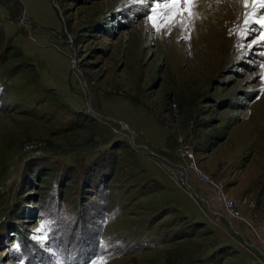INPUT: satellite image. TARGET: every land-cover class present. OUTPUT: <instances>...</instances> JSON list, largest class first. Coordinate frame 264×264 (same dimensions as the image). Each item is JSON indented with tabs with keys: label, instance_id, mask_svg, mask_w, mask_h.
<instances>
[{
	"label": "rangeland",
	"instance_id": "374dc122",
	"mask_svg": "<svg viewBox=\"0 0 264 264\" xmlns=\"http://www.w3.org/2000/svg\"><path fill=\"white\" fill-rule=\"evenodd\" d=\"M262 14L0 0V264H263Z\"/></svg>",
	"mask_w": 264,
	"mask_h": 264
},
{
	"label": "built area",
	"instance_id": "2783aa9c",
	"mask_svg": "<svg viewBox=\"0 0 264 264\" xmlns=\"http://www.w3.org/2000/svg\"><path fill=\"white\" fill-rule=\"evenodd\" d=\"M181 153H182V156L184 158H186L190 161V169L196 171V176L198 177V179H200L204 182H208V183H210V181H211L213 186H215L217 188V190H218V203L223 207V209L226 211L227 215L230 218H239L241 216V211H240V206H239L238 200L231 198L228 195L224 194L222 189H218L219 188L218 184L213 183V181L210 179L209 175L198 167L196 159L194 157V153L191 149H189L187 146H184L181 149ZM182 176L185 177V174L183 173ZM186 181L189 182L187 176H186Z\"/></svg>",
	"mask_w": 264,
	"mask_h": 264
},
{
	"label": "snow or ice",
	"instance_id": "6c2138e0",
	"mask_svg": "<svg viewBox=\"0 0 264 264\" xmlns=\"http://www.w3.org/2000/svg\"><path fill=\"white\" fill-rule=\"evenodd\" d=\"M191 0H183V3L188 4ZM245 7L248 6V0H243ZM181 0H153V4H155L156 8H160L162 5L165 7L171 6L172 4H179ZM253 4H258L260 7H264V0H253ZM183 11V10H181ZM153 15H157L155 9H153ZM150 23H155L150 16ZM166 22H168L166 20ZM257 24L264 26V14L260 16L259 19L255 20ZM245 23H248V19L246 17ZM255 31V30H253ZM261 39H264V31L261 32ZM45 225H41L37 231H42ZM90 264H106V261L103 257H99L97 260L91 261Z\"/></svg>",
	"mask_w": 264,
	"mask_h": 264
},
{
	"label": "water",
	"instance_id": "95a60500",
	"mask_svg": "<svg viewBox=\"0 0 264 264\" xmlns=\"http://www.w3.org/2000/svg\"><path fill=\"white\" fill-rule=\"evenodd\" d=\"M139 147H140V146H139ZM168 161H169V160H168ZM169 162H170L171 164H173L174 166H177V167L182 168L177 162H173V161H169ZM184 169H185V168H184ZM185 172L187 173L186 170H185ZM186 176H187V174H186ZM187 177H188V176H187ZM187 185L191 188L193 194H194L197 198H199L201 201L207 203V204L210 206L209 201H208L207 199L203 198V197L199 194V191H198L195 187L190 186V184H189L188 181H187Z\"/></svg>",
	"mask_w": 264,
	"mask_h": 264
},
{
	"label": "crops",
	"instance_id": "0c3cea01",
	"mask_svg": "<svg viewBox=\"0 0 264 264\" xmlns=\"http://www.w3.org/2000/svg\"><path fill=\"white\" fill-rule=\"evenodd\" d=\"M217 213V212H216ZM220 214V213H219ZM231 219H233V218H231ZM246 231H248V229H246L245 230V232ZM250 231H248V233H249ZM244 233V232H243ZM245 234L246 235V237H245V235H243L242 233H240L239 232V234H241L242 235V237H243V239L247 242V244L248 245H250V246H253V247H255V248H257L258 250H260L261 251V247H259L258 245H256L257 243H258V241L257 240H249V237H251L249 234ZM263 255H264V253H263Z\"/></svg>",
	"mask_w": 264,
	"mask_h": 264
}]
</instances>
